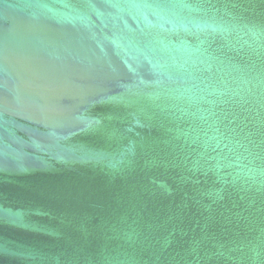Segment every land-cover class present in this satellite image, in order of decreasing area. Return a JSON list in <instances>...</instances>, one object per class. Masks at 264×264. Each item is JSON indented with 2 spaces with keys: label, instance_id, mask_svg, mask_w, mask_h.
Returning <instances> with one entry per match:
<instances>
[{
  "label": "water",
  "instance_id": "water-1",
  "mask_svg": "<svg viewBox=\"0 0 264 264\" xmlns=\"http://www.w3.org/2000/svg\"><path fill=\"white\" fill-rule=\"evenodd\" d=\"M0 264H264V0H0Z\"/></svg>",
  "mask_w": 264,
  "mask_h": 264
}]
</instances>
